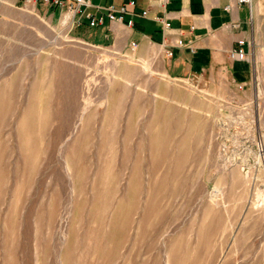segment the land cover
Here are the masks:
<instances>
[{
	"label": "rangeland",
	"instance_id": "374dc122",
	"mask_svg": "<svg viewBox=\"0 0 264 264\" xmlns=\"http://www.w3.org/2000/svg\"><path fill=\"white\" fill-rule=\"evenodd\" d=\"M43 9L0 0V264H264V89L201 114Z\"/></svg>",
	"mask_w": 264,
	"mask_h": 264
},
{
	"label": "crops",
	"instance_id": "0c3cea01",
	"mask_svg": "<svg viewBox=\"0 0 264 264\" xmlns=\"http://www.w3.org/2000/svg\"><path fill=\"white\" fill-rule=\"evenodd\" d=\"M109 1L126 0H92ZM135 9H147V14L134 15L131 26L106 19L98 26L84 22L70 27V13L51 8L47 15L55 18L63 31L72 29L90 45L106 47L126 60H138L144 87L148 90L153 85L156 96L176 101L177 88H183L195 103L188 107L201 114H208L206 94L210 89L225 93L224 86L229 85L240 100L264 89V0H169L166 4L161 0H136ZM156 15L169 20L170 26L164 29ZM238 38L246 41L244 59H232L228 54ZM177 39L183 43L177 44ZM250 39L254 46L247 43ZM132 41L136 42L134 48L130 47ZM167 49L172 54H167Z\"/></svg>",
	"mask_w": 264,
	"mask_h": 264
},
{
	"label": "built area",
	"instance_id": "2783aa9c",
	"mask_svg": "<svg viewBox=\"0 0 264 264\" xmlns=\"http://www.w3.org/2000/svg\"><path fill=\"white\" fill-rule=\"evenodd\" d=\"M18 1L20 7H31L37 9L39 5L47 8H58L70 13V27H77L86 22L88 26H98L109 20L111 22L123 23L127 26L134 24V15H146L147 9H142L140 12L136 11V0H126L120 3L112 1L105 3H93L92 0H12ZM169 0H161L162 4H166ZM249 1V0H240ZM94 7L91 9L90 7ZM226 7H229L227 5ZM156 19L160 20L164 29L170 26V21L162 15H156ZM264 44V34L262 36ZM177 44H182L181 39H177ZM250 46H254V40L247 41ZM136 42L132 41L130 47L134 48ZM246 41L243 38L237 39L236 46L230 48L228 54L232 59H244L247 51L245 48ZM167 54H172V50L167 49ZM238 86H241L239 84Z\"/></svg>",
	"mask_w": 264,
	"mask_h": 264
}]
</instances>
